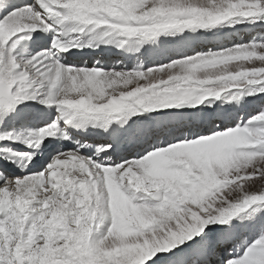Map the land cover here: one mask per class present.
<instances>
[{
    "label": "snow or ice",
    "instance_id": "1",
    "mask_svg": "<svg viewBox=\"0 0 264 264\" xmlns=\"http://www.w3.org/2000/svg\"><path fill=\"white\" fill-rule=\"evenodd\" d=\"M248 29L264 0H0V264H264Z\"/></svg>",
    "mask_w": 264,
    "mask_h": 264
},
{
    "label": "rangeland",
    "instance_id": "2",
    "mask_svg": "<svg viewBox=\"0 0 264 264\" xmlns=\"http://www.w3.org/2000/svg\"><path fill=\"white\" fill-rule=\"evenodd\" d=\"M249 34H264V32H262L260 29H248L245 30V32L241 33V38L242 39H247ZM255 106H253L254 108ZM253 108H250L249 110H253Z\"/></svg>",
    "mask_w": 264,
    "mask_h": 264
}]
</instances>
